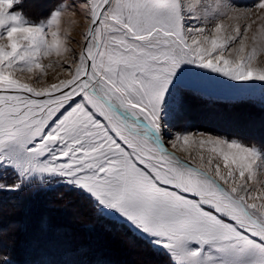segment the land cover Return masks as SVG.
Instances as JSON below:
<instances>
[{"label": "snow or ice", "instance_id": "snow-or-ice-1", "mask_svg": "<svg viewBox=\"0 0 264 264\" xmlns=\"http://www.w3.org/2000/svg\"><path fill=\"white\" fill-rule=\"evenodd\" d=\"M20 2L0 0V173L15 176L0 191L78 190L172 264H264V180L253 170L264 171L255 159L264 162V151L209 136L198 141L213 145L207 166L203 152L197 165L167 146L187 151L196 141L165 123L182 109L196 69L264 85V67L252 63L256 48L246 51L252 24L223 37L222 23L208 27L204 0H58L39 21L17 11ZM213 3L212 19L233 7ZM69 12L86 23L79 52L64 48L72 53L65 78L43 87L16 78L42 71L39 61L54 49L60 55ZM237 42L238 55L226 57Z\"/></svg>", "mask_w": 264, "mask_h": 264}, {"label": "rangeland", "instance_id": "rangeland-1", "mask_svg": "<svg viewBox=\"0 0 264 264\" xmlns=\"http://www.w3.org/2000/svg\"><path fill=\"white\" fill-rule=\"evenodd\" d=\"M57 2L58 0H21L19 5L17 6V11H21L27 18H30L34 21H39L48 14L49 10L52 9ZM64 2L71 4L72 0H64ZM80 2H82V0H80ZM231 2L233 7L230 11L227 12L226 16L220 19H212L216 12V5L213 3V0H204V3L207 5L205 15L211 20V23L208 24V27L213 28L215 23H222L225 26V30L221 33V36L226 37L228 35L234 34L232 30L237 24L243 27L246 24L251 23L252 28L248 29L247 32V35L250 39L248 41V48L246 49V51H251L252 47H255L257 55L256 58L253 60V63L255 66L264 67V10L259 7V4L261 2H264V0H255L254 2L249 4L240 3L235 0H231ZM69 19H71V22H68ZM85 23L86 21L83 19V16L81 14L77 13L75 15H71V12L66 13L64 15L59 30V40L61 42L60 55L57 56L54 49L50 56L43 57L39 61L45 66L42 71L35 68L33 69L32 73H28L27 71H17L16 73H14L15 77L25 82L32 83L34 87H43L49 83L57 82L60 78H65L66 73L63 65L65 62L71 63L72 53L65 52L64 48L69 47L71 49H74L76 53L79 52L80 46L76 43V41L82 39L80 33ZM56 30L57 29L54 27L53 31ZM214 34L215 33L213 31L211 35ZM252 36H256L255 45H253V43L251 42ZM49 40H52L51 36H49ZM206 46L210 47V40ZM238 47V42L230 43L229 50L224 51L223 54L226 57L230 56L232 58H235L238 53H235L232 50ZM196 72L200 73V75H193L192 78L189 80L187 88L184 92V103L182 109L179 112H173L165 121L171 131L184 132L190 134V141H196V143L190 142L189 145H186L185 147L187 148V151H183L180 149H172L171 144H168L169 148H171L173 151H176L179 156L185 159L194 160L197 165L200 164V154L201 152H203L205 156V166H207V158L210 155L209 149L213 147V145H205L204 148L201 149L198 141L200 139H207L209 136L227 138L230 141L232 139H238L244 145L255 146L256 148H259L264 151V116L261 114L264 112V85H261L260 83L249 84L245 82H234L228 78L212 74L208 72V70L203 69H196ZM37 75H39L38 81ZM257 109L260 110L261 113ZM239 130L242 133L244 132L243 134H246L247 139H244V137L242 139L240 137H237V135H233L236 134L235 131L239 132ZM165 139L169 140L171 138L165 137ZM212 155L215 156V154ZM255 159L257 164H261L262 168H264V162H261L259 156L255 157ZM220 163L222 165V160L220 161ZM253 170L260 180H264V171L257 170L255 166ZM222 171H226L225 169H223V166ZM14 180L15 176L11 172V170L7 171L6 173H0V183L12 184ZM58 186L70 188L62 184L57 185L55 187ZM45 187L53 188L52 186H44L38 188V190H41ZM261 187H264V184H257V188ZM70 196L72 197V199H70L72 200V203L68 204ZM57 198L60 199V202L58 201L59 204H53L49 202L50 204H53V206L51 205L52 207L49 206L50 204L45 200L44 203L49 206V211H56V216L60 217V222H65L63 217H68L71 220H81V217L83 216L85 210H83L82 212V209H84V205H80V203L75 201V199L81 201L78 197H76V195H71L70 193H68V191H66L57 196ZM65 199H67V203H62L63 201H65ZM85 207L88 209L89 206ZM4 208L5 205L0 206L1 210ZM65 209L69 210V213H71V215H69V213L67 212H62ZM39 215L37 217V220H39ZM3 216L4 215H2L1 217ZM42 216L46 217V214ZM14 223L10 222L9 225H12ZM36 225L42 228L43 224H41V221L39 220L38 222H36ZM36 225H33L31 227L32 234L37 233V231H39L36 230ZM80 230L81 229L77 230L76 233L74 232L76 234L75 238L77 240L74 243L75 245L73 246V248L78 247V244H80L81 240L83 241L85 239L84 234L86 232H82V230ZM38 233H40L37 235L38 238L50 237V235L44 234L43 232ZM32 234H29V237H31L28 238L29 245L31 246V248L37 249L38 245L33 242L36 237H34ZM10 236L12 237V233ZM70 236L71 234L67 237V240L73 241L74 237L71 236L70 238ZM116 237L114 235L112 237L107 236L105 239H99V242L98 239L94 238V241H97L100 246V241L104 243V241H107L108 238L107 242L109 243L112 240L109 245H113L115 251L117 247V251L122 247V251H120L121 249L119 250L120 256H122V258H128L133 260L134 264H138L140 261L141 262L139 264H172L169 256L163 251V249L158 250L163 252L167 259L163 256H158V254H154L153 252L145 253L147 252V250H145L144 248L136 247V245L128 242L127 239L123 236L118 237L119 239ZM56 241L57 243L59 242L58 248L62 249V242H64V238H57ZM2 243H4V240L0 242V248L2 246ZM126 245L129 246L125 247ZM130 249L132 250V252L134 251L135 253L133 252L132 254L130 252ZM136 252H139L140 255ZM135 258L136 260H140L137 262Z\"/></svg>", "mask_w": 264, "mask_h": 264}, {"label": "trees", "instance_id": "trees-1", "mask_svg": "<svg viewBox=\"0 0 264 264\" xmlns=\"http://www.w3.org/2000/svg\"><path fill=\"white\" fill-rule=\"evenodd\" d=\"M235 1L244 4H249L254 2L255 0H235ZM258 111L260 112V110ZM261 114L264 116V112ZM237 133L233 135L235 136L237 135V137H240L242 139L243 137L244 139H247L246 136L242 134L240 130H239V134ZM66 191H68V193H70L71 195L72 194L76 195V197H78L79 200L81 201H78L77 199H75V201L80 203V205H84V209H82V212L83 210H85V212L83 213L81 220L78 219L79 221L73 220L71 223L69 221L71 219L68 220V217H65L67 219L63 217L65 221L63 223L60 222V217L56 216L57 213L55 210L49 211V206L51 205L53 206L54 203L59 204L58 202H56V201L60 202V199H58L57 196H59L61 193H64ZM1 198L3 199V201ZM70 199H72L71 196L69 197L68 204L72 203V200ZM0 200H1L0 206L5 205L4 209L2 210L0 209L1 210L0 214L1 213H2L1 215L4 214V219L6 217L5 220L0 218V222H1L0 230H2L0 231V236H1L0 242H2L5 239L4 243H2V246L0 248V258L2 257L7 258L6 261L4 259H0V264H71V262H76V264H134V262L131 259L122 258V256H120L119 252L117 251V248L115 251L114 246L109 245L108 242L106 241H104V243L101 242L99 246V244L94 241L95 240L94 238L98 240L104 239L108 235L109 237L110 236L112 237L113 235L118 237L123 236L127 239L128 242L136 245V247L144 248L145 250H147V253L153 252L154 254L155 253L158 254V256L165 257L163 252H161L158 249H155L139 234L130 231L126 226L120 224L119 222H115L110 218H105L99 215L96 209L94 208L93 204L91 203V201L86 197V195L73 188L58 186L53 188L45 187L41 190H38V188L36 189L23 188L20 191H0ZM20 200H22V203H20L21 202ZM44 200L48 201V203L50 202L53 204L49 203L50 205L48 206L46 203H44ZM23 201L25 202L23 203ZM64 202L67 203V199H65L63 203ZM19 205H21L22 207ZM85 206L87 207L89 206L91 209L89 207L87 209ZM86 210H89V212ZM62 212L69 213L70 211L63 210ZM18 213H20L21 215H18ZM43 213L46 214V217L42 216L44 215ZM38 215H39L38 219L41 221V224L44 225V226L42 225V228L38 227L37 226L38 224L36 225V222L39 221L37 220ZM69 215H71V213H69ZM82 218H84L85 220ZM2 221L4 222L2 223ZM9 221L11 223L14 222L16 223L9 225L10 223ZM33 225L34 226L36 225V230H39L37 231V233L34 234L31 233V227ZM11 226H13L14 228L16 226L17 227L16 229L18 231L16 229H13V227ZM11 228L14 232L10 230ZM79 229H81L82 232H86L84 234L85 239L81 241L80 244H78L79 245L78 247L73 248V246L75 245L73 243H75L77 240L75 238L76 237L75 233L77 231L75 230H79ZM69 231L70 233H68ZM73 231L75 233H73ZM38 232H43L44 234H48L50 235V237L38 238L37 235L40 234ZM11 233H12V237L9 238L8 236L11 235ZM29 234L30 235L32 234L34 237H36V239L33 237L35 239L33 240V242L38 245L37 249L31 248V246L29 245L28 238H31L29 237ZM69 234H71V236L74 237L73 241L68 240L67 242L64 240V242H62L63 248L59 249L58 248L59 242L57 243L56 241L57 238L63 237L65 239L69 236Z\"/></svg>", "mask_w": 264, "mask_h": 264}, {"label": "bare ground", "instance_id": "bare-ground-1", "mask_svg": "<svg viewBox=\"0 0 264 264\" xmlns=\"http://www.w3.org/2000/svg\"><path fill=\"white\" fill-rule=\"evenodd\" d=\"M261 57H262V56H261ZM252 63H253V62H252ZM253 64H254V63H253ZM255 64H256V63H255ZM199 115H200V114H199ZM194 118H195V117H194ZM197 120H198V119H197ZM204 120H205V119H204ZM207 122H208V121H207ZM237 122H238V121H237ZM196 123H197V122H196ZM246 125H247V124H246ZM203 126H204V124H203ZM217 126H218V125H217ZM234 126H235V124H234ZM247 126H248V125H247ZM223 127H224V126H223ZM215 128H216V127H215ZM243 128H244V127H243ZM246 128H247V127H246ZM251 128H252V127H251ZM228 129H229V128H228ZM238 129H239V128H238ZM215 130H217V129H215ZM223 130H225V129H223ZM230 130H231V129H230ZM251 130H252V129H251ZM233 131H234V130H233ZM247 131H248V130H247ZM249 131H250V130H249ZM230 132H232V131H230ZM251 132H252V131H251ZM253 132H254V130H253ZM236 133H237V132H236ZM238 133H239V132H238ZM243 133H244V132H243ZM243 133H242V134H243ZM247 133H248V132H247ZM252 134H253V133H252ZM257 134H258V133H257ZM244 135L246 136V134H244ZM253 135H254V134H253ZM255 136H256V135H255ZM257 136H258V135H257ZM251 137H252V136H251ZM252 138H253V137H252ZM258 139H259V137H258ZM260 140H261V139H260ZM262 140H263V139H262ZM263 143H264V141H263ZM1 199H2V198H1ZM22 200H24V199H22ZM22 200H20V201H21L20 203H22ZM45 200H47V199H45ZM53 200H54V199H53ZM0 201H1V200H0ZM2 201H3V199H2ZM50 201H51V200H50ZM55 201H56V200H55ZM24 202H25V201H23V203H24ZM27 202H28V201H27ZM46 202H48V201H46ZM56 202H58V201H56ZM62 203H63V202H62ZM3 204H4V203H3ZM5 204H6V203H5ZM55 204H56V203H55ZM19 206H21V205H19ZM21 207H22V206H21ZM69 207H70V206H69ZM70 209H71V208H70ZM65 210H66V209H65ZM71 211H72V210H71ZM86 211L89 212V210H86ZM0 212H1V210H0ZM16 212H17V211H16ZM67 212H68V211H67ZM9 213H10V212H9ZM52 213H53V212H52ZM1 214H2V213H1ZM1 214H0V215H1ZM5 214H6V213H5ZM91 214H92V213H91ZM91 214H90V215H91ZM3 215H4V214H3ZM15 215H16V213H15ZM18 215H21V214L18 213ZM1 216H2V215H1ZM6 216H7V215H6ZM53 216H54V215H53ZM86 216H87V215H86ZM86 216H85V217H86ZM92 216H93V215H92ZM3 217H4V216H3ZM3 217H1V218H3ZM8 217H9V215H8ZM11 217H12V216H11ZM13 217H14V216H13ZM19 217H20V216H19ZM19 217H18V218H19ZM21 217H22V216H21ZM50 217H51V216H50ZM85 217H84V218H85ZM84 218H82V219H84ZM90 218H91V217H90ZM93 218H94V217H93ZM5 219H6V217H5ZM5 219L3 218V220H5ZM65 219H67V218H65ZM68 219H69V218H68ZM85 219H86V218H85ZM85 219H84V220H85ZM10 220H11V219H10ZM72 220H73V219H72ZM72 220H71V221L69 220V221L72 223ZM74 220H75V219H74ZM91 220H92V219H91ZM91 220H90V221H91ZM3 222H4V221H2V223H3ZM0 223H1V222H0ZM7 223H8V222H7ZM7 223H6V224H7ZM76 223H77V222H76ZM70 225H71V224H70ZM8 227H9V226H8ZM11 227H13V226H11ZM9 228H10V227H9ZM16 228H17L16 226H15V228L13 227V229H16ZM10 230H12V228H11ZM16 230H17V229H16ZM12 231H13V230H12ZM17 231H18V230H17ZM19 231H20V230H19ZM75 231H77V230H75ZM13 232H14V231H13ZM8 233H9V232H8ZM22 233H23V232H22ZM69 233H70V231H69ZM73 233H74V231H73ZM24 234H25V233H24ZM71 234H72V233H71ZM8 235H9V234H8ZM22 235H23V234H22ZM69 235H70V234H69ZM100 235H102V234H100ZM103 235H104V234H103ZM112 235H113V234H112ZM2 236H3V235H2ZM24 236H25V235H24ZM53 236H54V235H53ZM108 236H109V235H108ZM0 237H1V236H0ZM3 237H4V236H3ZM3 237H2V238H3ZM8 237L10 238L11 236L9 235ZM22 237H23V236H22ZM22 237H21V238H22ZM101 237H102V236H101ZM110 237H111V236H110ZM115 237H116V236H115ZM6 238H7V237H6ZM9 238H8V239H9ZM70 238H71V236H70ZM103 238H104V237H103ZM116 238H118V237H116ZM3 239H4V238H3ZM53 239H54V238H53ZM55 239H56V238H55ZM72 239H73V238H72ZM104 239H105V238H104ZM114 239H115V238H114ZM118 239H119V238H118ZM118 239H117V242H118ZM4 240H5V239H4ZM64 240H65V239H64ZM66 240H67V238H66ZM66 240H65V241H66ZM75 240H76V239H75ZM109 240H110V239H109ZM14 241H15V240H14ZM81 241H82V240H81ZM103 241H104V240H103ZM107 241H108V238H107ZM107 241H106V242H107ZM111 241H112V240H111ZM111 241H110V242H111ZM8 242H10V241H8ZM67 242H68V240H67ZM69 242H71V241H69ZM98 242H99V240H98ZM100 242H102V241H100ZM110 242H109V243H110ZM115 242H116V241H115ZM12 243H14V242H12ZM72 243H73V242H72ZM96 243H97V241H96ZM73 244H74V243H73ZM115 244H116V243H115ZM115 244H114V245H115ZM10 245H11V244H10ZM112 246H113V245H112ZM117 246H118V245H117ZM119 246H120V245H119ZM127 246H129V245H126L125 247H127ZM8 247H9V246H8ZM120 247H121V246H120ZM125 247H124V248H125ZM130 247H131V246H130ZM70 248H71V247H70ZM117 248H118V247H117ZM121 248H122V247H121ZM121 248H120V249H121ZM128 248H129V247H128ZM120 249H118V252L122 251V249H121V250H120ZM132 249H133V248H132ZM119 250H120V251H119ZM126 250H127V249H126ZM130 250H131V249H130ZM7 251H8V250H7ZM135 251H136V249H135ZM130 252L133 254L134 251L132 252V250H131ZM142 252H143V251H142ZM122 253H123V252H122ZM134 253H135V252H134ZM136 253H137V252H136ZM138 253H139V252H138ZM138 253H137V254H138ZM145 253H147V252H145ZM119 254H120V253H119ZM141 254H142V253H141ZM143 254H144V253H143ZM139 255H140V253H139ZM124 256H125V255H124ZM146 256H147V255H146ZM129 257H130V256H129ZM139 257H140V256H139ZM141 257H143V256H141ZM146 258H147V257H146ZM117 259H118V258H117ZM132 259H133V258H132ZM119 260H120V259H119ZM135 260H136V258H135ZM139 260H140V259H139ZM139 260H136V261L138 262ZM141 260H142V259H141ZM143 260H144V259H143ZM156 260H157V259H156ZM132 261H133V260H132ZM136 261H135V262H136ZM129 262H130V261H129ZM140 262H141V261H140ZM140 262H139V263H140ZM142 262H143V261H142ZM132 263H133V262H132ZM139 263H138V264H139Z\"/></svg>", "mask_w": 264, "mask_h": 264}, {"label": "flooded vegetation", "instance_id": "flooded-vegetation-1", "mask_svg": "<svg viewBox=\"0 0 264 264\" xmlns=\"http://www.w3.org/2000/svg\"><path fill=\"white\" fill-rule=\"evenodd\" d=\"M167 146H168V145H167ZM168 148H169V146H168ZM169 150H170V151H173L171 148H169ZM177 155H178V154H177Z\"/></svg>", "mask_w": 264, "mask_h": 264}]
</instances>
